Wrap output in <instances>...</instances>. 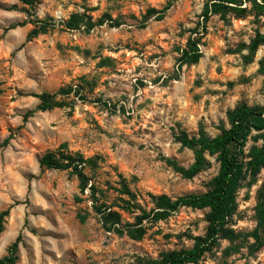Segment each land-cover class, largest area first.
<instances>
[{"label": "rangeland", "instance_id": "rangeland-1", "mask_svg": "<svg viewBox=\"0 0 264 264\" xmlns=\"http://www.w3.org/2000/svg\"><path fill=\"white\" fill-rule=\"evenodd\" d=\"M73 12L95 24L61 25ZM33 28L43 31L28 37ZM256 31L264 33V15L204 16V0H0V211L8 209L0 258L14 241V264H141L191 247L205 233L207 209L182 206L140 240L118 236L91 211L80 221L76 213L89 202L76 196L87 190L39 158L56 149L97 155L101 180L117 170L145 200L205 191L215 155L184 178L169 160L187 167L193 152L174 136H213L237 103H264V44L253 54L246 48ZM189 41L201 53L193 63L181 60ZM41 92L57 105L38 109ZM263 176H247L237 191L230 227L238 239H217L187 264H264V245L250 235Z\"/></svg>", "mask_w": 264, "mask_h": 264}, {"label": "trees", "instance_id": "trees-1", "mask_svg": "<svg viewBox=\"0 0 264 264\" xmlns=\"http://www.w3.org/2000/svg\"><path fill=\"white\" fill-rule=\"evenodd\" d=\"M222 9L232 10L237 15H242L248 10L256 16H262L264 0H204V16L210 11ZM91 19L92 17L85 13L73 12L60 23L68 29L81 25L89 29L95 24ZM41 31L43 28H33L28 37L36 36ZM196 43L189 41L188 47L183 49V62L193 63L199 59L201 53ZM263 44L264 33L256 31L246 48L253 54ZM259 64L258 71L264 74V56L259 60ZM34 95L40 99L38 109L46 110L57 105L46 92ZM226 119L228 125L220 124L218 133L213 136L201 129L196 135L179 131L174 136L176 141L193 152V162L187 167L169 160L174 170L182 177L191 178L206 168L209 165L206 155H215L218 161L217 173L208 181L207 189L199 193L191 192L175 198L166 194L148 193L149 200H145L117 170H114V175L101 180L98 156L85 157L79 151H47L39 158V163L44 168L68 170L76 176L80 193L85 194L87 190L85 198L76 196L78 201L89 202L85 209L82 208L76 213L80 221H84L91 211L97 215L105 231L118 236L125 235L132 240L142 239L156 221L165 219L182 206L207 209L205 233L196 235L191 247L161 251L155 258H140L141 264L195 263L217 239H227L231 242L238 239L240 233L230 227L237 206V191L247 176L255 179L260 171H264V103L249 105L239 102L226 111ZM249 140H252V144L247 149ZM257 198L256 227L250 235L261 246L264 245V176L257 191ZM7 213L8 209L0 211V222ZM15 247L16 241L8 247V253L0 258V264H14Z\"/></svg>", "mask_w": 264, "mask_h": 264}]
</instances>
